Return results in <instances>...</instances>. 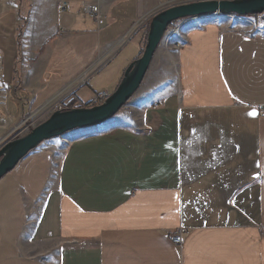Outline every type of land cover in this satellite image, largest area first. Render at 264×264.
<instances>
[{
  "label": "crops",
  "instance_id": "1",
  "mask_svg": "<svg viewBox=\"0 0 264 264\" xmlns=\"http://www.w3.org/2000/svg\"><path fill=\"white\" fill-rule=\"evenodd\" d=\"M58 1L0 12L10 126L92 106L168 0ZM147 78L134 104L70 131L61 153L42 142L0 180V264H264V13L178 20Z\"/></svg>",
  "mask_w": 264,
  "mask_h": 264
},
{
  "label": "water",
  "instance_id": "2",
  "mask_svg": "<svg viewBox=\"0 0 264 264\" xmlns=\"http://www.w3.org/2000/svg\"><path fill=\"white\" fill-rule=\"evenodd\" d=\"M264 13V0H192L172 4L151 18L142 54L124 70L116 89L100 104L55 110L47 119L0 146V180L42 142L66 136L72 130L101 124L116 115L142 84L169 26L178 20L211 14L240 16Z\"/></svg>",
  "mask_w": 264,
  "mask_h": 264
},
{
  "label": "rangeland",
  "instance_id": "3",
  "mask_svg": "<svg viewBox=\"0 0 264 264\" xmlns=\"http://www.w3.org/2000/svg\"><path fill=\"white\" fill-rule=\"evenodd\" d=\"M13 4H14L13 0H0V12L4 11L5 9H7L8 7H10ZM259 20L262 21V19H260V18H259ZM148 29H149V26H148ZM146 42H147V40H146ZM131 61H133V60H131ZM129 63L127 64V66L129 65ZM127 66L124 68V70L127 68ZM112 67L113 66L111 65L109 67V69ZM124 70L119 76H116V78L114 80H112L109 84H107V81L109 82V80L107 78H104L102 81L101 78L104 74L100 75V77H98L97 80H100L102 83H105L107 85V89L109 90V93L111 94L116 89L117 85L119 84V82L122 78V75L124 73ZM147 74H148V71H147ZM147 74H146L142 84L140 85L139 89L135 92V94L131 97V99L128 101L127 104H129V105L134 104L137 101V99L141 96V94L143 93V91L145 89V85H146L145 80L147 78ZM90 91H91V89L88 86L84 87V90H83L84 98L90 96L92 93H95V92L91 93ZM7 94H8L7 88L4 85V82L2 79V73L0 70V146L12 138L20 137V136L28 133L31 130V128L38 125L39 123H41L45 119H47L55 111V110L53 112L50 111V112L44 114L39 119L37 116L33 117L31 115V116L27 117V119H25L19 125L15 126V127L10 126L9 122L7 121L6 114H4V112H3V102L6 100ZM67 134H70V132ZM67 134H66V136H67ZM69 142H70L69 136L68 137L62 136V137H56V138H52L50 140L44 141V143H42L41 146H48V145L53 144V145L57 146V148H59L57 151H59V153H61V151L64 150V148L66 147V145L69 144Z\"/></svg>",
  "mask_w": 264,
  "mask_h": 264
},
{
  "label": "built area",
  "instance_id": "4",
  "mask_svg": "<svg viewBox=\"0 0 264 264\" xmlns=\"http://www.w3.org/2000/svg\"><path fill=\"white\" fill-rule=\"evenodd\" d=\"M187 1H192V0H168L164 7H167V6L172 5V4L187 2ZM67 6H68L67 0H59L57 3V9L58 10H64V9H66ZM85 11L96 19L99 26H101L105 23V18L103 17V15L101 13L100 6L98 4L94 3V4L85 5ZM177 46L182 47V46H184V43L179 42L177 44ZM86 78H87V74L84 75V79H86ZM109 95H110V93L108 91H103V92L97 93L92 98V101H91L92 106L102 103ZM64 107L65 106L63 105V102H62L56 106L55 110L66 109ZM263 111H264V109H263ZM184 232H185L184 228H179L177 231L173 232L171 234V240L173 241V243L181 244L183 242V233Z\"/></svg>",
  "mask_w": 264,
  "mask_h": 264
},
{
  "label": "trees",
  "instance_id": "5",
  "mask_svg": "<svg viewBox=\"0 0 264 264\" xmlns=\"http://www.w3.org/2000/svg\"><path fill=\"white\" fill-rule=\"evenodd\" d=\"M63 105L65 106L64 108H72V107H74V105L69 104V102L68 103L67 102H63Z\"/></svg>",
  "mask_w": 264,
  "mask_h": 264
},
{
  "label": "bare ground",
  "instance_id": "6",
  "mask_svg": "<svg viewBox=\"0 0 264 264\" xmlns=\"http://www.w3.org/2000/svg\"><path fill=\"white\" fill-rule=\"evenodd\" d=\"M7 44V43H6Z\"/></svg>",
  "mask_w": 264,
  "mask_h": 264
}]
</instances>
